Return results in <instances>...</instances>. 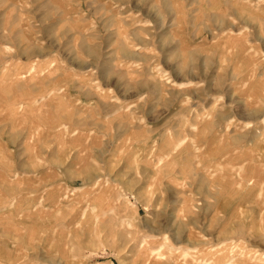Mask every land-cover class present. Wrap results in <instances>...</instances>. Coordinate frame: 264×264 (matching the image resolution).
Listing matches in <instances>:
<instances>
[{
	"label": "rangeland",
	"instance_id": "374dc122",
	"mask_svg": "<svg viewBox=\"0 0 264 264\" xmlns=\"http://www.w3.org/2000/svg\"><path fill=\"white\" fill-rule=\"evenodd\" d=\"M264 264V0H0V264Z\"/></svg>",
	"mask_w": 264,
	"mask_h": 264
},
{
	"label": "bare ground",
	"instance_id": "6f19581e",
	"mask_svg": "<svg viewBox=\"0 0 264 264\" xmlns=\"http://www.w3.org/2000/svg\"><path fill=\"white\" fill-rule=\"evenodd\" d=\"M225 264V263H224Z\"/></svg>",
	"mask_w": 264,
	"mask_h": 264
}]
</instances>
